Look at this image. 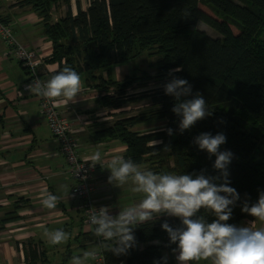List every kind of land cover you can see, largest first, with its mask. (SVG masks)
Instances as JSON below:
<instances>
[{
    "label": "trees",
    "instance_id": "16d2710c",
    "mask_svg": "<svg viewBox=\"0 0 264 264\" xmlns=\"http://www.w3.org/2000/svg\"><path fill=\"white\" fill-rule=\"evenodd\" d=\"M70 2H16L20 9L40 15L51 44L52 53L45 63L56 64L57 69L52 73L41 69L39 76L48 80L66 65L82 75L84 88L98 94L97 109L116 112L109 124H94L95 137L109 146L125 147L124 158L155 173L196 175L203 170L206 177L219 175L213 168L216 157L200 150L194 140L205 132L225 134L227 141L220 150L234 154L228 166L230 186L240 195L227 223L240 227L244 221H254L255 217L241 209L245 202L251 206L264 192V0H89L84 11L78 1L75 14ZM61 3L67 10L53 23L50 10ZM232 28L251 35L245 46ZM143 55L156 58L154 76L133 69L121 81L114 78L116 67ZM175 68L181 71L173 76L192 86L185 99L200 93L211 112L183 133L179 130L181 117L171 111L175 99L165 95L163 87L172 79L169 70ZM150 81L152 88H143ZM142 102L137 108L121 110ZM158 123L165 127L135 131ZM166 128L173 129V135H168ZM27 205L26 199L16 198L9 211L0 208V232L15 222L17 213ZM198 216L209 223L215 219L203 210ZM164 222L173 228L182 226L178 217L160 216L137 226V247L127 255H113L103 248L104 241L99 245L94 241L93 250L102 251L103 264H153L154 260L163 264L165 255L168 264H178V252L174 255L171 251L176 245L170 244L161 228ZM156 240L160 244H154ZM35 246L26 241V264H39L41 255Z\"/></svg>",
    "mask_w": 264,
    "mask_h": 264
},
{
    "label": "crops",
    "instance_id": "0c3cea01",
    "mask_svg": "<svg viewBox=\"0 0 264 264\" xmlns=\"http://www.w3.org/2000/svg\"><path fill=\"white\" fill-rule=\"evenodd\" d=\"M70 8L76 9V2L70 0ZM17 0H0V19L11 27L16 41L27 50L50 58L52 48L44 35L42 20L38 13L28 8L15 6ZM89 2V0H88ZM61 4L50 12L51 22L55 23L64 16ZM87 7V4H86ZM85 7V8H86ZM82 8V7H81ZM64 12H61V11ZM43 72L56 71V64L45 63ZM128 66L116 67L114 75L123 80L128 75ZM113 75V76H114ZM74 102L64 103L57 98L58 111L69 116L72 128L80 148V158L86 161L99 151L101 164H96L93 183L95 185V205L106 207L109 215L116 216L123 207L134 205L140 199L122 203L119 199L124 192L122 187L108 183L110 171L103 170L115 155L122 156L125 147L100 142L94 137V124L112 121L116 112L99 111L93 91L84 88ZM26 74L10 48L0 40V208L9 211L11 200L23 198L28 205L17 214L18 219L6 225L0 232V264H26L24 245L27 240L36 244V253L41 255L39 264H71L72 257L81 256L94 249L96 236L93 229L84 226L81 218L80 202L70 198L74 182L63 154L58 150L44 117L41 115L34 95L22 90ZM94 111V112H93ZM92 112V113H91ZM101 117H97L99 115ZM110 114L109 116H107ZM92 116L97 118L93 120ZM136 130L142 132L141 130ZM90 162V161H87ZM51 192L59 197L56 209L48 210L41 205L42 194ZM2 214V213H1ZM241 223L240 227L253 230L264 227V222L255 220ZM63 229L69 233V240L64 243L67 250L49 251L45 231ZM74 241V245L71 242ZM77 244V247H75ZM84 246H89L85 248ZM64 256V257H63ZM82 264H92L89 259Z\"/></svg>",
    "mask_w": 264,
    "mask_h": 264
},
{
    "label": "clouds",
    "instance_id": "9594fccd",
    "mask_svg": "<svg viewBox=\"0 0 264 264\" xmlns=\"http://www.w3.org/2000/svg\"><path fill=\"white\" fill-rule=\"evenodd\" d=\"M44 64L45 59L43 66ZM20 66L23 68L21 64ZM23 70L26 74L24 68ZM179 71L180 68L170 69L168 75L172 79L163 87L165 95L175 99L171 111L181 117L179 130L183 133L198 120L211 115V112L200 93L194 98L185 99L191 95L192 86L186 79L173 76V73ZM26 88L30 94L53 105L57 98H63V102L67 104L74 102L82 91V81L78 72L66 65L51 75L50 79L33 81ZM164 130L168 135H173V129ZM226 141L223 133L212 135L205 132L195 137L194 143L200 150L216 157L213 168L219 175L211 177H206L203 170L196 175L155 173L143 169L130 158L113 156L107 166L110 170L108 183L117 187L130 183V192L138 195L140 200L134 205L123 207L116 216L109 215L106 207L91 213L88 223L94 226V235L106 242L103 248L116 256L127 255L129 250L137 247L134 234L137 226L160 216H169L178 217L182 225L178 228L171 227L167 222L161 225L168 234L170 244L176 245L171 251L174 255L178 252L175 255L178 264H200L202 261L210 264H264V227L253 230L227 223L232 218L233 207L240 200V195L230 186L228 166L234 159V154L230 150H220ZM86 161H90L93 167L96 164L102 166L101 153L95 152ZM58 202L57 195L51 192L42 194L43 208L54 210ZM202 210L211 213L215 219L210 223L206 222L202 216H198ZM241 210L255 217V220L264 222V192L259 193L258 200L251 206L245 202ZM44 236L52 246L65 243L70 238L69 233L63 229L45 231ZM153 243L160 244V241ZM99 255L96 250L83 254L85 259L93 261ZM162 260L163 264H168L167 255ZM71 264H82V260L79 256H74ZM153 264H160V261L154 260Z\"/></svg>",
    "mask_w": 264,
    "mask_h": 264
},
{
    "label": "built area",
    "instance_id": "2783aa9c",
    "mask_svg": "<svg viewBox=\"0 0 264 264\" xmlns=\"http://www.w3.org/2000/svg\"><path fill=\"white\" fill-rule=\"evenodd\" d=\"M0 40L10 48L14 57L20 62L26 71L27 81L22 84V90L29 92L26 88L28 84L33 81L40 80L46 81L47 79L41 78V67L44 63V56L38 54L36 51L27 50L25 47L18 44L12 36L11 27L4 25L0 21ZM41 115L44 117L48 129L57 143L58 150L63 154L65 161L69 167L70 176L74 182L70 198L80 202V211L82 223L84 226L94 228L88 223V218L93 211L99 210L95 205V185L93 183L96 165L93 167L91 162L83 161L80 158V148L77 139L75 138L72 128V120L69 116H64L58 111L57 101L55 105L47 102L46 100L34 95ZM103 241L102 238L97 237L95 242L99 245ZM100 255L98 259L93 261L89 259L92 264H103L104 258L102 251L97 248ZM81 256V260H84Z\"/></svg>",
    "mask_w": 264,
    "mask_h": 264
},
{
    "label": "rangeland",
    "instance_id": "374dc122",
    "mask_svg": "<svg viewBox=\"0 0 264 264\" xmlns=\"http://www.w3.org/2000/svg\"><path fill=\"white\" fill-rule=\"evenodd\" d=\"M74 1L76 3H78V1H79L80 7H82L81 10H83V11L86 9L85 8L86 4L88 5V0H74ZM65 7H66V5L62 4L60 6V9L65 10ZM199 7L203 10V12L205 14H207L208 16H212L211 12L209 10H207L205 7H203V6H199ZM51 10H50V12H51ZM63 10L61 12H64ZM73 11L75 12V9ZM232 31L234 33L235 38L243 46H245L247 44V42L251 39V35L250 34H246L244 32H240V31H238V30H236L234 28H232ZM155 59H156L155 57L153 59V58L147 57L146 55H143L142 57H139V58L135 59L133 62H129V63L123 64L122 66H126L127 65L129 67L128 68V74H130V73L132 74V70L135 69V70H137V73L146 72V73L151 74L152 76H154L155 75V65H156ZM114 78L117 81H121L122 80V79L121 80L117 79V78H119V76L116 78V76L114 75ZM152 86H153V81H150L148 84H146V87H143V88H147L148 89V88H152ZM134 90L135 89H133L132 91H134ZM92 96H93L94 99H97V97H98L97 92L94 91ZM142 104H143V102L139 103V104H135V105L125 106L121 110H124V109L125 110H131V109L137 108L138 106H140ZM99 111H101V110L98 109V112ZM101 116H104V114L103 115L101 114V115H99L97 117L99 118ZM94 119L97 120V118H95V117H94ZM164 127H165V123H158V124H151V125L139 127L138 130H141L143 133H145V132H149V131H155V130L163 129ZM135 131H137V130H135ZM94 132H95V130H94ZM103 170L110 171L107 167H105ZM122 188L124 189V192L121 193L122 197H120V199H119L122 203H129V202H131L133 200L137 201L136 199H140V197L138 195H133L130 192V188H131V184L130 183L124 185ZM13 201L14 200H11L10 202H13ZM74 243H75L74 241L71 242V244H73V245H74ZM63 246H64V243H62L60 245H56V246H52V245L49 244L47 246V248L49 249V251L50 250L51 251H59L60 249L63 248ZM75 247H77V244H75ZM63 249L67 250V247L65 246ZM51 263L52 264H59L60 261L52 260Z\"/></svg>",
    "mask_w": 264,
    "mask_h": 264
}]
</instances>
